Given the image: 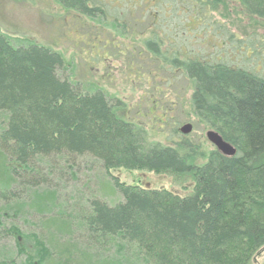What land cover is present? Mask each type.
Segmentation results:
<instances>
[{
  "label": "rangeland",
  "instance_id": "1",
  "mask_svg": "<svg viewBox=\"0 0 264 264\" xmlns=\"http://www.w3.org/2000/svg\"><path fill=\"white\" fill-rule=\"evenodd\" d=\"M137 1L91 0L87 7L99 13L87 17L57 0H0V36L15 48L37 46L61 55L58 75L83 94L102 93L119 120L143 129L148 144L199 143L205 156L196 161L200 166L215 150L205 137L215 129L194 116L191 81L143 43L156 38L167 59L179 53L264 78V19L248 14L239 0ZM4 124L0 113V134ZM184 124L192 127L186 136L178 132ZM1 157L0 175L4 167L12 172L14 162ZM19 168L0 183V264H154L145 243L93 237L90 202H122L118 187L178 197L194 191L189 175L105 168L89 156L36 157L28 172ZM252 264H264V251Z\"/></svg>",
  "mask_w": 264,
  "mask_h": 264
},
{
  "label": "trees",
  "instance_id": "2",
  "mask_svg": "<svg viewBox=\"0 0 264 264\" xmlns=\"http://www.w3.org/2000/svg\"><path fill=\"white\" fill-rule=\"evenodd\" d=\"M57 1L83 16L99 13L87 7L91 0ZM239 3L264 19V0ZM155 39L144 47L191 81L194 116L211 122L234 148L232 157L213 150L196 166L205 159L199 143L148 144L143 129L119 120L102 93L83 94L58 75L61 55L37 46L15 48L0 36V160L5 155L14 162L12 172L4 167L0 183L19 167L28 172L36 157L55 156L189 175L194 191L185 197L118 187L122 202L92 200L87 223L93 237L145 243L154 264H252L264 251V78L179 53L167 59Z\"/></svg>",
  "mask_w": 264,
  "mask_h": 264
},
{
  "label": "water",
  "instance_id": "3",
  "mask_svg": "<svg viewBox=\"0 0 264 264\" xmlns=\"http://www.w3.org/2000/svg\"><path fill=\"white\" fill-rule=\"evenodd\" d=\"M192 130V127L190 124H184L179 129L178 132L185 136L188 135ZM206 140L213 145L215 150L225 157H232L235 154L234 148L225 142L218 133L214 131H208L205 134Z\"/></svg>",
  "mask_w": 264,
  "mask_h": 264
}]
</instances>
